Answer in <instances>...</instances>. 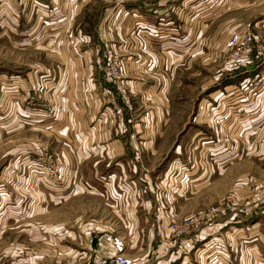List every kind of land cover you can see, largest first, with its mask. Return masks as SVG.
I'll return each instance as SVG.
<instances>
[{
	"label": "crops",
	"instance_id": "1",
	"mask_svg": "<svg viewBox=\"0 0 264 264\" xmlns=\"http://www.w3.org/2000/svg\"><path fill=\"white\" fill-rule=\"evenodd\" d=\"M66 1L71 2L70 12L73 14H64L62 5ZM104 1L107 6L101 16L105 17L103 20H111L113 27L107 35L120 53L123 81L135 95L146 96L144 103L147 106L149 104L150 112L144 113L143 120L153 116L150 126L147 120L143 124L134 121V117H124L113 123L108 118L102 93L106 82L100 79L103 44L97 39L96 25L86 30L81 26L70 28L69 24L74 17H78L82 5L90 0H25L20 8L22 17L17 13L13 17L7 16V31L18 32L16 28L21 24L23 30L19 33L33 34L31 42L35 44L34 49L47 51L52 61L49 67L32 68L22 80L15 75L0 77V80L10 84L7 95L13 99L12 110L20 115L14 121L17 125L39 130L51 129L60 137L70 140L75 152L73 159L90 163L84 172L87 175L85 179L80 177L84 175V170L77 167L73 171L74 179L70 188L72 195L87 193L100 196L103 200L120 201L126 193L134 194V205L131 204L132 200L127 203L130 208L123 221L126 226L134 225V241L119 238L124 240L126 252L130 256L143 261L149 256L156 237L162 235L163 223H160V216L151 214L152 190L137 176L140 173L138 166L144 169L141 175L145 173L144 177L147 176L142 163L149 162V159L153 161V157H149V154L137 156V145L152 149L156 143V134L160 135L165 122L169 121L172 87L180 85L187 77V71L183 73L186 76L182 74L181 68L185 65L180 66L181 63H193L197 58L202 59L204 50L213 51L215 48L213 43L203 42L204 36L208 41L224 40L233 32L250 31L262 44L264 22L252 25L250 22L253 14H264V0ZM32 25H37V28ZM127 35L134 38L132 48L130 43L127 44ZM22 41L29 45L26 38H22ZM192 59L195 61L191 62ZM191 66H188L189 69ZM221 70L222 75H215L214 89L209 96L200 99L193 113L192 121L197 131L191 144L194 143L193 148L199 152L204 149L202 146L206 147L204 151L214 157L215 168L222 172L235 168L243 160L244 153L256 151L257 156H264V86L255 98H245L240 81L246 75H234L236 69H232L230 63H225ZM177 72L179 78H185L179 81L178 74H175ZM39 87L51 88L52 97L57 100L51 117L22 108L23 95H20V90ZM15 112L12 114L16 115ZM203 126L208 129H203L208 133L199 137ZM130 145L134 147V155L124 152ZM150 154L153 155L152 152ZM6 173L3 172L2 177ZM235 173L239 174V171L233 175ZM206 175L202 171L192 179L185 173L182 177L184 183H192V190L203 185V182L198 181ZM211 184L214 185V182ZM254 185L249 183L248 187ZM183 187L180 185L178 190L181 191ZM42 190L49 195L52 193L50 190ZM4 191L0 187L5 200L7 195ZM65 191L64 188L59 189L55 193L61 197H51L63 198L61 194ZM254 203H249L246 210H236L230 221L219 225L226 227V231H222L221 227L214 232L203 234L204 229L196 234L194 246L188 253L193 252L195 260L204 254L211 264H236V260H240L238 264H264V231L261 228L264 222V203ZM92 223L85 225L87 228L81 231L83 235L92 234L90 228L95 226ZM147 226L151 229L145 231ZM207 233L214 244L206 246L209 243L204 240ZM210 238L206 241H210ZM93 239L96 243V239L91 237L89 249L83 254L91 253L95 245H92ZM83 254H69L68 257L72 258V263H77L80 256L83 259ZM10 264L19 263L12 261Z\"/></svg>",
	"mask_w": 264,
	"mask_h": 264
},
{
	"label": "rangeland",
	"instance_id": "2",
	"mask_svg": "<svg viewBox=\"0 0 264 264\" xmlns=\"http://www.w3.org/2000/svg\"><path fill=\"white\" fill-rule=\"evenodd\" d=\"M24 2L25 0H0V77L15 75L16 78L22 80L32 68H43L46 65L49 67L52 61L49 57L50 53L34 49L35 44L31 42L33 34L30 32L23 35L19 33L23 30L21 24L19 28H16L18 32L7 31L9 22L7 16L13 17L16 15L14 13H17L22 17L20 8ZM106 6L107 3L104 0H90L86 5H82L78 17H74L70 21V28L81 26L86 30H91L96 25L97 39L101 42V38H105L109 46L105 47L101 42L102 48H109L112 54L120 60V53L107 35L110 34L113 27L111 20L110 18L103 20L105 17L101 16ZM62 9H64V14H73L70 12L71 2H64ZM121 10L123 9L121 8ZM253 15L251 25L255 22H264V14ZM99 26L103 28L98 29ZM32 27L37 28V25H32ZM262 35L264 38V34ZM22 38H26L29 45L22 41ZM126 38L128 39L127 44L130 43L132 48L134 38H129L128 35ZM224 41L227 39L208 41V38L204 36L203 42L213 43L216 49L213 48V51L204 50L202 59L198 60L197 58L196 61L192 59L191 62L195 61L193 63L188 61L186 64L185 62L181 63L180 66L185 65L181 68L182 74L187 71V77H180L181 79L185 78L180 83L181 86L173 85L172 87L170 94L173 97L169 105V121L165 122L160 135L156 134V143L152 149H145L140 144L137 145V152L135 151L137 156L143 157L149 154V157H153V161L149 159V162L142 163L148 173L147 176L144 177L145 173L143 176L141 175L144 172L141 166H138L140 173L137 176L138 179L142 178L141 180L147 183L152 190L150 197L153 202L150 211L152 216L153 214L160 216V223H163L162 235L156 237L149 256L143 260V262H147L146 264H162L164 262L165 264L167 262L169 264H211L204 254L195 260L192 257L193 252L188 253L194 246V239L187 242V238L184 237L179 240L166 236L167 224L172 221H182L187 214L204 212L219 204H222L230 212L231 210H246L249 203H254L252 200L256 201L254 204L264 203L262 200L264 197V156H257L256 151L247 152L248 156H245L247 154L244 153L243 160L236 164L235 168L225 169L221 172L215 168L214 157L204 151L206 147L202 146L204 149H200L199 152L193 148L194 143L191 144L196 137L194 133L197 131V126L192 121L197 104L201 98L209 96L214 89L215 75H222L223 65L230 63L229 51ZM36 42L37 39H35ZM262 45L264 46V41H262ZM102 48L100 79L106 82L102 93L105 100L104 108L108 112L109 120L113 123L124 117H134V121L143 122V124L147 120L148 126H150L153 116L143 120L144 113L150 112L149 104L147 106V103H144L146 96L144 94L135 95L127 83L125 84L123 77L118 81V88L112 81L104 77L102 67L105 66L106 59H103ZM191 64L189 69L188 66ZM231 68L234 67L231 66ZM175 74H178L179 78V72ZM186 75L183 74V76ZM9 85L0 80V108L2 109L0 111V187L4 188L7 195L4 200V196L0 192V264H10L12 261H18L19 264H56L57 262L59 264H77L98 252L94 251L93 247L90 254L86 252L83 254L85 250L89 249L91 237L100 243V252L109 251L111 240L114 239H121L123 242L124 240L134 241V225L123 224L127 217V209L130 208L127 203L132 200L131 204L134 205V194L126 193L120 201L103 200L100 196L87 193L72 195L70 188L74 179L73 171L75 172L77 167L84 170L82 173L84 175L80 177L85 179L87 175L84 172L90 163L76 161L75 158L74 160L72 157L75 152L70 140L60 137L61 135H57L51 129L39 130L17 125L14 121H17L20 115L12 110L13 99L7 95L10 90ZM20 91V95H23L22 108L38 111L36 104L40 103L41 110L39 112L48 117H51L55 112L57 100L52 97L51 88L30 89V98H36L39 92L41 96H45V100L34 99L32 105L26 103L24 89ZM12 112H15L16 115ZM203 129L207 128L205 126L200 128L199 137L208 133V129ZM149 133L152 138L151 132ZM132 145L134 146V143ZM132 145L127 146L124 151L126 154L134 155ZM243 165L245 167H242ZM110 166L112 168L113 164ZM6 171L9 177H6L7 173L2 177V173ZM202 171L207 174L198 181L203 182V185L191 190L192 183L190 181L184 183L182 176L185 173L192 179ZM236 171H239V174L233 175ZM238 177L245 179H237ZM211 182H214V185ZM249 183H255V187H248ZM180 185L185 186L181 191L178 190ZM62 188L66 190L61 194L63 198L51 197V195L58 197L59 193H55V191ZM42 189L52 191L51 195ZM98 219L100 221H97ZM90 220L97 222H94L95 226L90 228L92 234L85 236L86 234L83 235L81 231L87 228L86 224L92 223L89 222ZM262 220L264 219L262 218ZM262 226L264 231V222ZM221 227L209 223L202 227L198 233L204 229L203 234L214 232ZM148 228L151 229L147 226L144 230L147 231ZM224 230L226 231L227 228L222 227V231ZM191 235L193 234L191 233ZM206 235L204 240L209 242L206 240L211 236L208 233ZM210 243H206V246ZM69 254L85 256L83 259L80 256V261L72 263V258L68 257ZM126 254L129 255L127 252ZM185 259L186 261H184ZM235 262L238 264L240 260Z\"/></svg>",
	"mask_w": 264,
	"mask_h": 264
},
{
	"label": "built area",
	"instance_id": "3",
	"mask_svg": "<svg viewBox=\"0 0 264 264\" xmlns=\"http://www.w3.org/2000/svg\"><path fill=\"white\" fill-rule=\"evenodd\" d=\"M103 27L99 26L98 29ZM102 31V30H99ZM101 42L105 47L107 41L105 38H101ZM107 45V46H106ZM226 47L229 51V61L231 66L236 69L234 75L246 76L240 81L241 88L245 98H255L261 93L264 86V47L263 45L254 38L250 31L243 32H233L227 38ZM103 49V59H106L105 66L102 67L104 72V77L109 81H112L114 85L118 88V81L123 77V68L120 60L112 54L109 48ZM259 58L261 60L259 61ZM254 65L252 69H248L249 66ZM110 83V82H109ZM111 85V83H110ZM122 87V85H121ZM123 91V90H121ZM24 99L27 104L32 105L33 100H45V96H41L40 92L36 98H30L29 90L25 91ZM38 111L41 110V104L37 103ZM36 107L35 105H33ZM118 116L120 114H117ZM264 195V191H263ZM264 200V197L263 199ZM263 203V202H262ZM236 210L227 211L222 204H219L213 209L206 210L204 212L190 213L184 216L182 221H172L167 224V233L169 237L182 240L181 238H187L186 241L190 242L194 239V236L199 232V230L211 224L221 225L226 224L232 218ZM206 228V227H205ZM213 228V227H211ZM191 233L193 235H191ZM212 238V237H211ZM210 238V245L214 244V241ZM97 241L94 248L99 247ZM111 249L109 251L100 252L92 255L88 259L79 262L77 264H146L143 262L132 258L125 252L124 242L120 239L111 240Z\"/></svg>",
	"mask_w": 264,
	"mask_h": 264
},
{
	"label": "water",
	"instance_id": "4",
	"mask_svg": "<svg viewBox=\"0 0 264 264\" xmlns=\"http://www.w3.org/2000/svg\"><path fill=\"white\" fill-rule=\"evenodd\" d=\"M253 67H254V65H251V66L248 67V69H252ZM94 244H95V240L93 239L92 245H94Z\"/></svg>",
	"mask_w": 264,
	"mask_h": 264
}]
</instances>
